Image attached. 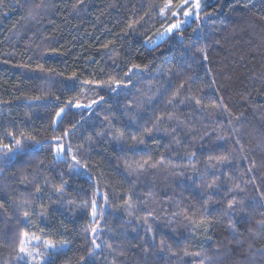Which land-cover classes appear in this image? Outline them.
Masks as SVG:
<instances>
[{
    "label": "trees",
    "instance_id": "1",
    "mask_svg": "<svg viewBox=\"0 0 264 264\" xmlns=\"http://www.w3.org/2000/svg\"><path fill=\"white\" fill-rule=\"evenodd\" d=\"M179 2L172 0L173 5ZM164 3L166 0H0V133L25 131L41 141L37 152L17 155L11 166L0 162V201L7 209H0V264H23L16 259L21 231L35 233L41 240L51 239L58 247L60 241H68L52 264H83L81 256L87 264H199V257L185 255V251L206 254L212 257V264H264V256L257 251L264 247V232L257 224L264 220V208L246 198L245 212L225 215L219 203L236 194L228 192L233 183L246 187L248 197L256 196L253 176L255 185L264 191V0H214L201 11L199 22L191 21L153 49L146 39L156 40L157 32L174 22L171 11L164 17L159 15ZM178 18L182 20V16ZM202 46L206 47L207 60L198 52ZM133 64H149L147 70L141 68L133 75V86L114 93L107 88L97 90L105 103L91 113L84 111L82 120L80 112L74 115L73 123H80L64 143L71 144L85 175L70 173L67 164H54L53 145L45 140L63 134L62 129L54 132L51 127L54 97L39 101L28 97L48 92L63 101L79 92L77 88L76 92L62 93L61 82L72 72H77L81 81L107 80L110 76L126 79L124 73ZM49 68L56 74L47 72ZM182 82L180 96L174 104H167ZM161 85L164 87L152 103H145L140 110L138 124L130 126L129 115H135L136 109L126 108L127 101L141 93L153 95ZM189 96L199 98L201 105L194 100L179 103ZM94 98L89 92L82 102ZM221 99L227 111L209 107ZM168 112L176 119L165 118L159 127L175 128V132L153 131L144 136L143 144L131 141L130 134L137 128L151 127L155 115ZM116 129L125 132L127 142L112 139L109 132ZM100 132L104 134L97 135ZM219 136L227 137L228 142L217 139ZM236 139L243 145L242 153ZM3 142L12 143L7 138ZM228 149L235 150L232 167L210 168L208 156ZM190 153H195V173L188 167ZM161 156L165 163L156 167L137 169L134 163L148 157L154 163ZM252 160L256 169L248 173ZM126 162L133 164L131 174ZM206 170L208 174L200 178L198 174ZM213 172L230 174L234 179L225 181L217 191L210 190L218 203L209 202L214 222L205 231L185 220L183 213L195 220L208 215L203 204L207 194L202 197L193 181L205 183ZM62 181L66 186L61 195L52 186ZM36 184L42 185L43 193L33 198ZM129 196L131 209L123 203ZM26 199L32 200L31 206L21 205ZM93 199L98 212L103 213L96 217L103 228L100 252L92 245V233L85 231L94 223ZM70 200L73 203L69 204ZM41 203L49 208L43 221L37 215ZM22 210L32 212L34 224L22 222ZM129 210L134 213L131 217ZM147 211L153 212L151 233L143 220L136 219ZM241 216L247 219L241 220ZM229 219L240 221L239 237L234 238L228 229ZM161 239L166 246L171 245V252L161 253Z\"/></svg>",
    "mask_w": 264,
    "mask_h": 264
},
{
    "label": "snow or ice",
    "instance_id": "2",
    "mask_svg": "<svg viewBox=\"0 0 264 264\" xmlns=\"http://www.w3.org/2000/svg\"><path fill=\"white\" fill-rule=\"evenodd\" d=\"M42 5H36V8H40ZM202 4L201 0H180V2L176 5H173L172 0H166V3L160 8L159 15L161 17L166 16V14L171 11V17L174 18V22L168 24L163 31L157 32V39L152 40L150 38L146 39V43L153 49L158 47L159 42L165 40L166 38H171L175 36L177 33L181 32L183 29V26L186 24H189L191 21L199 22L201 20V10H202ZM181 10L183 11V17L184 19H179V15ZM29 15H32V12H29ZM206 18V17H205ZM131 28L132 25H129ZM198 29H193V32H196ZM104 47H107L105 45ZM198 52L204 53L203 59L207 60V54H206V47L202 46L198 49ZM40 70H44L43 65L37 66ZM141 68L147 70L149 68V64H133L131 67L128 68V70L124 73V77L126 79H117L115 76H110L107 80H96V79H85L81 81L79 79V76L77 72H72L70 76L65 78L62 83V93L63 92H76L77 88H79V92L76 96H69L65 100L61 101V96L50 94L48 92H45L44 96H33L28 97L30 100L39 101L44 99L45 97L52 95L55 100L56 104V111L52 115L51 119V127L54 132L63 130L62 135H52L51 137L45 138L46 142L50 145H53L51 148V153L53 156V163L56 165L60 164H67L68 170L70 173L74 175H79V169L81 168V161L78 159L77 155L73 153V149L71 144H65L64 140L65 138L72 135V131L76 128L77 124L80 123L79 120H76L75 123H73L74 115L76 112H80V119H83L82 113L84 111L93 112L95 106H99L100 104L105 103V97L103 95H98L97 90H103L104 88L109 89L110 92H117L119 89L127 90L129 86L134 85V81L132 79L133 75L139 74L138 70ZM47 72L55 75V69H47ZM63 75L62 73L60 74ZM91 86V87H89ZM164 86L161 85L159 88L156 89V92L153 93V95H147L145 93H141L140 96L133 97L132 99H129L127 101V104L125 105L126 108H134L136 109L135 115H129V122L130 126L138 124V117L140 115V110H142L145 106V103L151 104L154 96L156 94H159L161 92V89ZM184 87L183 82L180 84V86L174 90L171 94V97L167 100V104L172 105L177 100V98L180 96V89ZM149 90H151V85H149ZM139 92L140 90L137 89ZM164 91H167V89H164ZM91 92L93 96L96 98L89 99L87 103L82 102V97H85L88 95V93ZM194 100L195 104L197 106L201 105V100L199 98H196L195 96H189L185 97L183 99L179 100V103L181 105L186 104L189 101ZM213 110H223L227 111V106L223 105V101L221 99V102L219 104L213 103L210 105ZM229 115H231L229 113ZM165 118L168 121H172L173 119H176L174 117V114L172 112L168 113H161L159 115H155L154 121L151 127H144L137 128L136 132H133L130 134V139L134 144H143L144 143V136L145 135H151L153 131H165L168 132H175V128L168 129L164 128L161 129L159 127V124L162 123ZM105 120H109V117L105 116ZM235 119H239V117H235ZM70 125V127H65V124ZM229 123H231V120H229ZM109 124L111 126V120H109ZM139 133V134H137ZM103 132L97 133V135H103ZM109 135L112 137L115 141H124L127 142L128 137L126 136L125 132L121 129H116L115 133L109 132ZM207 135V133H205ZM4 138H7L12 141V143H4ZM90 140L91 137H88ZM219 140H223L225 143L228 142V138L224 136L217 137ZM175 143L179 144L180 141L177 139L175 140ZM235 144L239 145V150L242 153L243 152V145L240 144L239 139L235 140ZM41 145V141L37 140L36 136L33 135L30 132L20 131L18 134L14 130H5L3 133H0V162H5L9 166L14 162V158L17 155L22 156H29L39 150V147ZM82 147V146H81ZM221 147H223L221 145ZM235 158V150L234 149H228L224 151L220 155H210L207 158V164L210 168L216 169L220 168L221 166L225 168L232 167V161ZM243 160H248V157L242 156ZM189 160H190V167L193 171L197 170V163L195 162V153L189 154ZM42 163V162H41ZM135 166L137 169H143L145 165H149L151 167H156L158 165H163L165 163L164 157L161 156L159 160L155 161L154 163H151V157H148L147 159H144L142 161H135ZM84 168H87V164L85 163L83 165ZM125 167L129 169V173L131 174V171L133 169V164H130L126 162ZM256 169V161L252 160L250 164L247 166V172L252 173ZM3 169L0 168V172H2ZM207 170L203 173H200V178H203L206 176ZM63 175V173H61ZM180 175H183V173H180ZM221 175L224 176V179H221ZM221 175H216L215 172L212 173V179L209 181H206L205 183H196L193 181V184L195 185L196 189L199 190L200 195L203 197L205 194H207V198L204 199V208L205 212L208 213L207 216L201 217L199 220L193 219L192 216L188 215L187 212L183 213L185 220L189 221V223L197 226V227H203L205 231L208 230V227L214 222V219L212 218L211 211L209 207V202H212L213 205L217 204L218 202L213 199V196L210 194L211 191H217L220 189L221 185L224 184L225 181H232L234 177H232L230 174L222 173ZM191 179V177L189 178ZM25 183H31L29 181H24ZM251 182L254 184L257 190V195L248 197V194L246 192V187H242L240 183H233L231 187L228 188L229 193H236L231 196V198H226V203L219 202L221 204V207L223 208V211L225 215H229L232 213H235L239 215L240 213H243L246 211L244 205H245V199H249L250 203L253 205H257L260 208H264V191H260V186L255 185V177L253 176L251 178ZM44 185L48 184L47 178L44 180ZM245 185L248 183V181L244 182ZM66 186V182L62 181L59 185H53V190L58 194H63V190ZM43 193V187L41 184H36L34 192L32 193L33 198H36L38 194ZM240 194H244L241 196ZM149 196L152 195V193H148ZM227 195V194H226ZM104 199L107 201V194H104ZM69 204L73 203V201H68ZM124 206L127 209L132 208L131 204V196L128 197V199L124 200ZM32 200H23L21 201V205H27L31 206ZM87 205V202H84V206ZM0 209H3L5 212L7 209H4L3 202L0 201ZM39 212L37 215L39 218L43 221L46 219L47 213L49 211L48 206L41 203L39 204ZM100 215L102 216V212H98L97 210V202L95 199L91 202V217L93 218L94 223L89 224L86 226L85 231H90L91 233L95 234L98 231V225L99 220H96V217ZM127 215L129 217L133 216L134 213L129 210L127 212ZM173 215H176L175 213ZM264 215V214H262ZM20 217L22 218V222L26 225L31 226L35 222L32 220V212L29 210H22L20 211ZM153 217L152 211H147L146 214L143 217H136V219L143 220L144 224L147 226V231L149 233L153 232L152 226L149 223V218ZM158 219V217H157ZM246 216H241V220H246ZM240 221H234L233 219L228 220L227 227L231 231L232 236L234 238L239 237L241 233L237 230V223ZM258 227L261 229V232H264V220H260L257 222ZM252 229H249V232H251ZM255 235H260V233H255ZM152 239L154 240L155 237L153 236ZM33 241H40L41 247H31ZM237 243H242V241L237 240ZM68 244L67 240L60 241V246H57V243L51 239H43L41 241V237L37 236L35 233H30L29 231H21L19 236V252L17 254V261L23 262V264H52V259H54L56 256L60 255L65 250V245ZM92 245L94 248H100V245L96 243L95 238L92 240ZM109 248H111V244L107 245ZM160 251L163 253L165 250L171 252V245L166 246V241L164 239L160 240ZM42 248V250H41ZM91 249L89 250V255H91ZM145 252L148 251V249L145 247ZM215 251L219 252V247L215 249ZM262 256H264V247L257 250ZM185 255H192L195 257H199V264H212V257L203 254L201 252H195V253H188L185 251ZM80 261L83 262V264H87V261L84 256L80 257Z\"/></svg>",
    "mask_w": 264,
    "mask_h": 264
},
{
    "label": "rangeland",
    "instance_id": "3",
    "mask_svg": "<svg viewBox=\"0 0 264 264\" xmlns=\"http://www.w3.org/2000/svg\"><path fill=\"white\" fill-rule=\"evenodd\" d=\"M214 0H201V4H202V10L211 2H213ZM201 10V11H202ZM179 16H182V20L184 19L183 17V13H181ZM191 23V22H190ZM189 23V24H190ZM188 24L184 25L183 28L185 26H187ZM192 170V169H191ZM79 172H84L82 171L81 169H79ZM192 172H194L192 170ZM195 173V172H194ZM84 175H85V172H84ZM198 176L200 177V174H198ZM103 219V218H102ZM180 222H182V220H180ZM102 232H103V228H102V225H101V221L99 222V225H98V231L97 233L93 234L92 233V236L95 238L96 240V243L100 245V248H94L96 252H100L102 250V247H103V240H102ZM42 241V240H41ZM31 247H41V242L40 241H33L32 244L30 245ZM42 250V248H41Z\"/></svg>",
    "mask_w": 264,
    "mask_h": 264
}]
</instances>
